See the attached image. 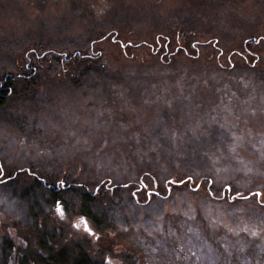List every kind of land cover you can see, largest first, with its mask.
Returning <instances> with one entry per match:
<instances>
[{
	"label": "rangeland",
	"instance_id": "rangeland-1",
	"mask_svg": "<svg viewBox=\"0 0 264 264\" xmlns=\"http://www.w3.org/2000/svg\"><path fill=\"white\" fill-rule=\"evenodd\" d=\"M112 30L123 46L145 47L128 53L108 40L96 45L102 63L66 69L64 52ZM157 35L182 55L166 64L152 55ZM259 36L264 0H0V79L29 72L33 42L65 44L40 56L31 93L0 108V174L19 172L0 183V219L20 218L17 192L41 183L26 169L45 184L97 186L105 231L67 214L74 195L54 215L111 264H231L242 230H259L264 249V54H247V66L223 60ZM208 40L213 55L198 45ZM103 184L118 194L104 196ZM249 194L251 203L232 197ZM34 197L46 199L39 188Z\"/></svg>",
	"mask_w": 264,
	"mask_h": 264
},
{
	"label": "trees",
	"instance_id": "trees-1",
	"mask_svg": "<svg viewBox=\"0 0 264 264\" xmlns=\"http://www.w3.org/2000/svg\"><path fill=\"white\" fill-rule=\"evenodd\" d=\"M97 13L98 12H95V16ZM111 26L113 25L110 24L108 27L113 28ZM97 33L99 32H96V35L93 34L88 43L82 46V52H64L67 54L63 55L65 61L68 63L66 69L76 62L102 63L101 52L96 50L97 44L108 43L110 41L114 46L120 47L122 51H128V53H132V51L137 48L145 47L141 43L134 44L133 42H129L123 46L120 38L114 34L115 32L113 30L105 34ZM133 41L137 40L133 39ZM210 41L212 40H208L202 44L198 43V45L203 48L206 47V51H208L210 55H213L217 48L215 44ZM51 43L52 42L48 45L55 48V50H44L45 48L39 47L36 42L28 45V48L24 52V58L27 61L26 65L29 72L20 77L5 75L0 79V108L4 107L11 98L17 95V93H31L34 90L38 82V79L36 80L37 76L35 70H33L39 66L37 61L48 53H55L56 50L65 48V44L63 43ZM149 43H153L152 46L149 45V49L153 52L152 55L156 56L165 64L169 63L174 56H181L183 53L179 51L178 46L170 52L173 48V44H177V41L173 38H165L157 35L151 38ZM245 43L250 44L248 47L245 45L242 53L231 52L228 58L226 57L223 59L224 63L234 65L230 60V56H236L243 66H247V58L249 57L247 54L250 55V57L254 55L255 58L264 54V36H259L256 39H249L245 41ZM219 53L220 52H218V54ZM218 56L219 58L215 56L216 62H219L223 57L222 53ZM254 61L257 63L258 60ZM256 63L254 65H249V67L257 69ZM29 66H32V68ZM98 69L107 71L106 68L102 66H99ZM66 79L69 80L71 86H75L76 81L69 77ZM25 174L27 175L26 177L29 176L31 179H34L33 182L36 180V182L38 181L41 183H33L31 187H27L22 192H17V200L19 201L18 203L22 211L20 218L15 219L6 217L0 219V264H105L106 257L109 253L103 247L99 246L96 240L88 238L87 236L81 237L76 235L73 230L71 231L69 223L66 224L62 222L54 215L55 207L58 206L59 203H62L61 198H63V196L74 195L73 198L78 200V206H73L75 212L71 210L68 211L67 214L69 216L78 217L81 220H88L94 225L95 229H99L97 231H105L101 230L104 225L102 216L93 211V206L96 203L95 195L100 192V190L96 192L97 186L93 185L90 187L89 185L78 184L76 181L72 180L74 177L64 182L60 178H54L53 184L48 182V184H45L46 181L44 179L39 181V178H36L34 173H30V170L25 169ZM1 175L2 174H0V183L9 186L16 180L19 172L15 171L12 174L9 173L5 178H2ZM103 186L104 187L100 189L104 196L114 198L116 194H118L116 187H109L108 184H103ZM38 188L46 197L43 204L38 202L34 197ZM226 190H228V188ZM11 194L16 195L15 192H11ZM217 195L218 193H215V196ZM232 197L245 201L246 203L247 201L251 203L253 196L249 194L244 197L236 195H232ZM242 231L243 232L240 233L244 234L240 235L241 238H239L237 242L235 240L236 244L234 250L231 256L228 257L232 259L231 264H264V256L259 255V252L262 254V250H264L259 246L263 240L260 237L261 235L258 236L257 239L259 230ZM247 235L251 236L247 237ZM256 248L259 249L257 255L254 254ZM226 254L228 255V252H226ZM250 254L253 256L251 261H249Z\"/></svg>",
	"mask_w": 264,
	"mask_h": 264
},
{
	"label": "snow or ice",
	"instance_id": "snow-or-ice-1",
	"mask_svg": "<svg viewBox=\"0 0 264 264\" xmlns=\"http://www.w3.org/2000/svg\"><path fill=\"white\" fill-rule=\"evenodd\" d=\"M57 212L62 214V209L59 205L57 206ZM85 230L89 231V234H92L87 227H85ZM106 264H111V261H106Z\"/></svg>",
	"mask_w": 264,
	"mask_h": 264
}]
</instances>
